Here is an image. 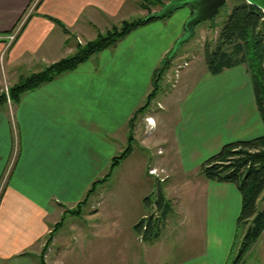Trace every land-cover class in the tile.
Segmentation results:
<instances>
[{"label":"crops","instance_id":"obj_1","mask_svg":"<svg viewBox=\"0 0 264 264\" xmlns=\"http://www.w3.org/2000/svg\"><path fill=\"white\" fill-rule=\"evenodd\" d=\"M137 9L147 15L137 0H0V95L6 84H17L71 56L78 45L128 20ZM153 20L73 69L25 91L17 102L7 98L0 103V264H228L229 260L259 264L264 260V229L237 261L232 259L237 252L233 242L223 243L219 235L206 232L209 198L218 197L227 184L206 179L199 164L185 169L180 163L189 157L181 150L188 152L193 144L200 147L193 139L190 143L184 139L183 144L173 138L167 143V165L184 178L172 194L180 192L184 200L179 203L162 194L171 211L157 238L144 239L133 229L135 222L151 213L142 205L147 192H142L141 204L130 208L129 203L124 212L121 204L88 203L92 193L78 214L67 212L128 146L133 129H139L136 121L152 118L134 114L153 88L160 63L176 53L170 55L177 40L172 37L184 32L165 36L157 32ZM15 30L17 35L8 45L4 36ZM232 71L245 79L253 107L251 118L242 108L230 107L228 113L235 116L228 118L241 125L252 119L258 132L262 121L246 67L237 65L213 75ZM211 74L204 62V77L212 80ZM209 116L214 122L213 108ZM247 130L235 140L253 138V131ZM130 155L131 150L110 176ZM158 168L166 170L161 164ZM149 205L153 212L156 206L150 201ZM210 242L216 250L208 249Z\"/></svg>","mask_w":264,"mask_h":264},{"label":"rangeland","instance_id":"obj_2","mask_svg":"<svg viewBox=\"0 0 264 264\" xmlns=\"http://www.w3.org/2000/svg\"><path fill=\"white\" fill-rule=\"evenodd\" d=\"M168 1L163 0V4ZM239 2L240 0H226L218 14L212 20L198 24L195 27L193 37L183 43L176 51L171 58L169 68L160 73L158 88L141 112L143 115L151 116L155 122L151 125L147 124L148 118L146 119L147 123L145 120L136 121L139 129L137 131L133 129L132 138L128 143L131 149L128 161L121 167H117L104 182L96 184L94 191L88 198V203L102 201L103 206L117 203L121 204V212H124L125 206H128L129 203L131 204L129 205L130 208L137 203H142L141 198L144 196L142 192L148 193L147 196L153 206L158 192L165 193L166 197L169 194L170 197L175 198L176 202L180 203L181 200H184L183 196L180 192L172 194V189L180 187L184 178L177 170L175 172L174 169L170 170L167 165V143L173 138L183 144L190 143L192 139L200 142L198 149L193 144L188 152L181 150V155H184L185 158L189 156L187 159L180 160V163L187 169L198 164L200 167L205 159L218 152L225 143L238 138V135L247 127V131H253V137L264 132L262 122L257 132L255 122L254 127L251 125L252 119L249 120L248 124L241 125L238 120L236 122L228 118L235 116V113H228L230 107L234 110L242 108L244 112H248V116L251 118L252 98L247 93L245 79H242L239 73L232 71L227 76L217 77L211 74L212 80H207L203 75L202 46L206 40H214L227 14ZM163 4L152 5L151 11L159 10ZM190 12H192V8L186 6L167 17L153 20L155 23L152 24L159 27L158 33L163 32L165 36H168L169 33L173 35L177 30L179 32L184 30L183 21L186 16H190ZM142 17L145 16L137 9L128 17V21ZM166 41L165 37V44ZM185 61L188 63L187 66H183ZM160 64L162 65V63ZM9 87L6 84L3 87V93L6 94ZM212 108L214 110V122L210 123L209 111L211 112ZM244 112L242 115L245 114ZM136 117L139 118L140 115ZM184 139H186V143ZM158 149H160L159 153L157 152ZM160 164L161 166L164 165L166 170L160 171L158 168ZM151 167H157L155 168L157 175L149 173L148 170ZM160 178L163 179L160 181ZM226 184L227 186L220 190L218 197L209 198L212 207L206 232L219 235L223 243H227V240L229 244L233 242L231 244L233 246L235 245L236 223L240 211V196L233 183ZM143 204L147 211L152 212L153 207L151 205L147 202H143ZM263 204L264 189L257 200V208H262ZM207 247L210 250H216L212 242ZM232 254L233 259L236 253ZM71 259L74 261L75 258ZM228 264H233L232 260H229ZM259 264H264V260Z\"/></svg>","mask_w":264,"mask_h":264},{"label":"trees","instance_id":"obj_3","mask_svg":"<svg viewBox=\"0 0 264 264\" xmlns=\"http://www.w3.org/2000/svg\"><path fill=\"white\" fill-rule=\"evenodd\" d=\"M157 4L162 5L163 0H138L137 2L139 8L147 11V15L152 12L151 6ZM146 16L132 21L124 20L105 32L97 33L94 39L78 45L71 56L62 58L43 70L31 74L21 82L11 85L6 94L0 95V103H3L7 98L17 102L20 95L25 91L73 69L94 53L114 45L133 28L153 20L146 18ZM57 23L63 31H68L62 24ZM263 37L264 15L262 11L244 0H240L227 14L214 40H206L203 44V56L207 70L212 74L220 73L225 68L237 65L246 67L252 85L255 105L264 125ZM172 57L165 56L162 65L155 72L153 88L134 115L142 112L148 105L157 89L158 77L167 68V63ZM131 138L132 136H130ZM130 150V146H127L120 154L113 157L105 176L94 180L83 200L75 208L68 209L67 212L78 214L88 196L94 191L95 185L105 181L110 176L114 166ZM199 172L209 180L233 183L239 192L240 211L236 223L235 245H233V247H237L234 258L237 261L257 241L264 229V204L261 209L257 208V200L264 189V132L250 139L225 143L218 152L201 163ZM143 201L149 204L150 200L148 196H145ZM154 205L156 209L146 217L140 218L133 226L137 234L148 240H153L159 236L166 216L171 211L169 199L165 198L161 192L157 193ZM59 225L60 222L55 227ZM50 239L51 236L47 238V243L50 242Z\"/></svg>","mask_w":264,"mask_h":264},{"label":"water","instance_id":"obj_4","mask_svg":"<svg viewBox=\"0 0 264 264\" xmlns=\"http://www.w3.org/2000/svg\"><path fill=\"white\" fill-rule=\"evenodd\" d=\"M244 1L259 8L264 15V0ZM225 3L226 0H169L159 10L148 14L146 18L161 19L183 7L190 6L192 8V14L184 23V32L177 38L170 52L172 55L183 43L193 37L196 25L206 20H212Z\"/></svg>","mask_w":264,"mask_h":264},{"label":"built area","instance_id":"obj_5","mask_svg":"<svg viewBox=\"0 0 264 264\" xmlns=\"http://www.w3.org/2000/svg\"><path fill=\"white\" fill-rule=\"evenodd\" d=\"M17 35V30L11 32V33H8L4 36V39L6 40L7 44H11V42L14 41L15 37ZM187 65V62H183V66H186ZM149 173L151 174H154V175H157V169L155 168H152L149 170ZM163 178H160V181L162 180Z\"/></svg>","mask_w":264,"mask_h":264},{"label":"bare ground","instance_id":"obj_6","mask_svg":"<svg viewBox=\"0 0 264 264\" xmlns=\"http://www.w3.org/2000/svg\"><path fill=\"white\" fill-rule=\"evenodd\" d=\"M153 122H154V121H153L152 119H149V120H148V124H150V125L153 124Z\"/></svg>","mask_w":264,"mask_h":264}]
</instances>
